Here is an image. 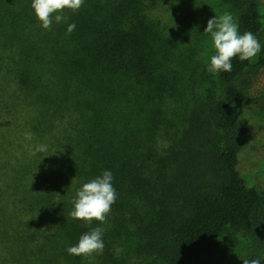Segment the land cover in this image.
<instances>
[{"label":"trees","instance_id":"obj_1","mask_svg":"<svg viewBox=\"0 0 264 264\" xmlns=\"http://www.w3.org/2000/svg\"><path fill=\"white\" fill-rule=\"evenodd\" d=\"M223 1L241 34L263 31L260 0ZM159 3L84 0L47 30L32 0H0V115L25 110L27 127L47 145L12 174L0 165V244L12 229L20 246L5 260L214 264L218 242L244 233L242 259L264 263L263 196L240 169L251 132L241 122L249 94L239 83L264 57H236L230 73L202 67V80L212 74L219 89L199 98L204 35L193 26L190 43L174 36L155 12ZM105 170L117 192L106 222L72 218L77 191ZM96 227L102 254H68Z\"/></svg>","mask_w":264,"mask_h":264},{"label":"rangeland","instance_id":"obj_2","mask_svg":"<svg viewBox=\"0 0 264 264\" xmlns=\"http://www.w3.org/2000/svg\"><path fill=\"white\" fill-rule=\"evenodd\" d=\"M260 1L264 21V0ZM155 12L163 22L170 26L169 29L174 36L181 40L184 39L182 40L184 43L188 33L191 38L195 36V30L191 29L193 26L196 31L204 35L202 44L198 49L199 65H197V84L194 87V94L199 98H203L206 88L219 89L218 84L212 85L214 79L212 74L202 80V67L208 65L211 55L215 54L211 35L204 31L207 27V21L215 14L222 15L224 12H230L236 19V12L233 8L223 0H160ZM257 37L261 43V52L253 58L254 63L259 61L261 55L264 57V27ZM186 42L190 43L191 41L187 40ZM239 83L248 90L249 94V100L241 105V122L251 132V139L244 146L240 156V169L248 182L257 186L260 190L263 196L262 205L264 208V66L259 65L248 70L239 79ZM2 98L5 99L4 101L7 100L5 96ZM0 101H2L1 98ZM22 111L15 118L5 114V112L0 115V165L4 164L11 174L12 168L27 160L35 152V146L40 144V140L36 139L33 134L30 141L25 140L24 134L31 131L25 123V110ZM26 144L32 146L33 150L29 151L25 147ZM12 208L13 205H10L7 212ZM5 217H8V215ZM13 233L14 231L10 229L8 232L10 237L4 236L1 240L0 264H34L32 262L16 261L15 263L13 260H5V257L9 258L11 255V251H9L11 247L20 250V246L12 243L11 236ZM235 239L225 236L218 242L214 251V264H242L243 246L245 245L244 242L247 241L246 235L238 233ZM131 264H148V262L143 260V262L135 261Z\"/></svg>","mask_w":264,"mask_h":264},{"label":"clouds","instance_id":"obj_3","mask_svg":"<svg viewBox=\"0 0 264 264\" xmlns=\"http://www.w3.org/2000/svg\"><path fill=\"white\" fill-rule=\"evenodd\" d=\"M84 5V0H32L37 19L42 27L51 30L53 21L56 23L66 22L68 17L64 15L65 10L77 12ZM74 23L69 24L67 33L70 35L75 29ZM211 35L214 53L210 57L208 71L210 73L231 72L232 60L236 57L241 62L251 60L261 52V43L258 37L251 31L243 34L239 31V24L230 12L222 15L215 14L207 21L204 31ZM25 140L32 139V133L24 134ZM26 148L32 151V146L26 144ZM35 152H46L47 145L38 144ZM113 174L109 170L103 171L100 176L86 182L77 191L74 199V210L70 213L74 219L91 223L93 220L100 223L106 222L111 206L116 202L117 192L113 186ZM104 230L100 227L92 228L89 232L82 234L75 246H69L66 251L70 255L90 256L93 253H103ZM243 264H261L260 258H244Z\"/></svg>","mask_w":264,"mask_h":264}]
</instances>
